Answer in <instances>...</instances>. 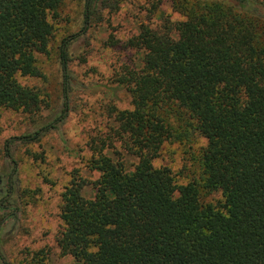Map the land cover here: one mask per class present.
I'll use <instances>...</instances> for the list:
<instances>
[{
    "label": "trees",
    "instance_id": "16d2710c",
    "mask_svg": "<svg viewBox=\"0 0 264 264\" xmlns=\"http://www.w3.org/2000/svg\"><path fill=\"white\" fill-rule=\"evenodd\" d=\"M61 2L0 0V109L40 110L39 92L16 76H42L37 55ZM174 9L183 20L141 25L127 40L140 65H124L115 83L132 109L111 110L114 126L89 143L98 177L75 170L61 195L57 245L77 264H264V0ZM60 61L65 72L63 46ZM193 134L206 141L194 156L200 176L178 184L153 160ZM116 144L137 157L131 169ZM202 190L221 201L202 202Z\"/></svg>",
    "mask_w": 264,
    "mask_h": 264
},
{
    "label": "rangeland",
    "instance_id": "374dc122",
    "mask_svg": "<svg viewBox=\"0 0 264 264\" xmlns=\"http://www.w3.org/2000/svg\"><path fill=\"white\" fill-rule=\"evenodd\" d=\"M180 1L62 0L50 18L48 52L37 55L42 76H16L39 92L40 110L0 109V264H77L57 245L61 195L75 170L88 180L98 177L87 169L89 143L114 126L111 110L132 109L129 94L115 83L124 65H140L141 52L128 48L127 40L141 25L183 20L174 9ZM116 146L131 169L137 157ZM205 146L198 135L174 137L164 142L153 165L169 168L178 184H187L200 176L194 156ZM84 194L91 196V188ZM200 199L217 205L221 196L202 190Z\"/></svg>",
    "mask_w": 264,
    "mask_h": 264
}]
</instances>
